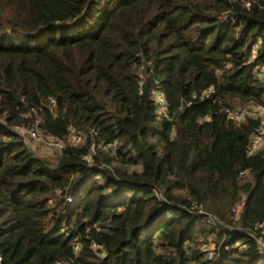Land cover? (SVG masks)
<instances>
[{
	"label": "trees",
	"instance_id": "obj_1",
	"mask_svg": "<svg viewBox=\"0 0 264 264\" xmlns=\"http://www.w3.org/2000/svg\"><path fill=\"white\" fill-rule=\"evenodd\" d=\"M263 65L264 0H0V264H264L262 119L229 116Z\"/></svg>",
	"mask_w": 264,
	"mask_h": 264
},
{
	"label": "built area",
	"instance_id": "obj_2",
	"mask_svg": "<svg viewBox=\"0 0 264 264\" xmlns=\"http://www.w3.org/2000/svg\"><path fill=\"white\" fill-rule=\"evenodd\" d=\"M258 46L254 45L252 47V56L255 57L257 55ZM258 77L263 81L264 83V65L257 68ZM212 92H214V88L210 87L204 92L205 96H209ZM156 103L159 107V110L162 112H166L168 110V105L166 102V99L164 97V94L161 91H157L155 94ZM51 103H55V99H51ZM262 110H264L263 107L259 106L255 102H250L246 104L243 108L236 111H231L229 113V116L231 119L235 121H242L246 120L247 117L252 118H260V114L262 113ZM14 130L19 133L21 137L25 140L26 143L28 142H35L37 144L45 145L48 148L52 150H56L59 153H61L66 145L65 141L62 139L56 137L50 132H42L39 127V121L34 123L31 126H21V125H15ZM82 135L72 134L70 137L71 143L74 144H80L83 142ZM69 141V142H70ZM117 148V141H114L113 143L107 145L105 149H114ZM251 152H257L261 149H264V119H262V124L256 127L255 131L251 135V141H250V147ZM93 151L95 152V148H93ZM88 161H92V156L89 155L86 158ZM246 172H242V174H245ZM73 196L67 197L68 202H72ZM245 206V199H241L240 201H237V203L233 206L232 212L234 216L239 217L241 211L243 210ZM258 230L261 235L264 238V221L260 223L255 228ZM92 247L97 248L96 242H93ZM76 250L79 248V244L76 243L75 247ZM208 258H213L215 256V249L209 248L208 250ZM1 259V258H0ZM55 264H72L70 262L66 261H57Z\"/></svg>",
	"mask_w": 264,
	"mask_h": 264
},
{
	"label": "rangeland",
	"instance_id": "obj_3",
	"mask_svg": "<svg viewBox=\"0 0 264 264\" xmlns=\"http://www.w3.org/2000/svg\"><path fill=\"white\" fill-rule=\"evenodd\" d=\"M260 119H264V110H262V113L260 114ZM27 144L31 148V150L39 156L46 157L51 160H55L59 155L58 151L52 150L45 145L37 144L35 142H28ZM210 246L211 245H209V247Z\"/></svg>",
	"mask_w": 264,
	"mask_h": 264
},
{
	"label": "water",
	"instance_id": "obj_4",
	"mask_svg": "<svg viewBox=\"0 0 264 264\" xmlns=\"http://www.w3.org/2000/svg\"><path fill=\"white\" fill-rule=\"evenodd\" d=\"M84 14V13H83ZM243 233L249 235L251 238H253L257 244V248L259 252L264 255V238L259 237L252 231L242 230Z\"/></svg>",
	"mask_w": 264,
	"mask_h": 264
}]
</instances>
